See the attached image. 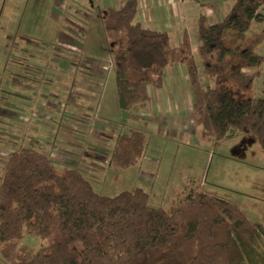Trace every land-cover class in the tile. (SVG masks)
I'll list each match as a JSON object with an SVG mask.
<instances>
[{"label":"trees","instance_id":"16d2710c","mask_svg":"<svg viewBox=\"0 0 264 264\" xmlns=\"http://www.w3.org/2000/svg\"><path fill=\"white\" fill-rule=\"evenodd\" d=\"M263 10L264 0H233L221 22L200 15L199 45L191 52L186 42L172 49L168 33L143 27L137 0L101 9L121 109L128 113L151 102L149 88H161L167 66L182 63L200 139L244 136L264 152V81L261 96L252 95L263 74L257 49L264 29L247 41L264 21ZM147 148L143 130L119 133L109 165L137 166ZM27 236L44 244L36 251L20 248L13 264H264V225L212 190L190 188L168 208L152 206L141 187L106 196L81 170L59 167L50 155L23 145L3 164L0 244Z\"/></svg>","mask_w":264,"mask_h":264},{"label":"rangeland","instance_id":"374dc122","mask_svg":"<svg viewBox=\"0 0 264 264\" xmlns=\"http://www.w3.org/2000/svg\"><path fill=\"white\" fill-rule=\"evenodd\" d=\"M93 5L0 0V179L9 154L24 145L50 155L59 167L81 170L102 195L141 187L152 206L168 208L200 186L264 225V152L258 142L244 136L201 140L193 121L154 116L151 102L123 111L112 39ZM263 29L264 21L247 41ZM257 50L264 55V40ZM263 81L264 66L254 97L261 96ZM131 129L147 132L146 156L137 166L116 170L109 165L114 139ZM42 244L35 236L0 244V264H13L22 247L36 251Z\"/></svg>","mask_w":264,"mask_h":264},{"label":"crops","instance_id":"0c3cea01","mask_svg":"<svg viewBox=\"0 0 264 264\" xmlns=\"http://www.w3.org/2000/svg\"><path fill=\"white\" fill-rule=\"evenodd\" d=\"M129 0H92V9L120 8ZM138 21L150 31L169 34L171 48L184 45L195 52L197 41V20L200 15L209 23L223 21L233 5V0H137ZM248 74L254 69H246ZM154 116L183 123L184 118L193 121L192 95L186 66L171 63L167 66L161 88H149ZM147 116L146 122H151ZM150 119V120H148ZM189 121V122H190ZM147 134V132H145ZM264 188V186H263Z\"/></svg>","mask_w":264,"mask_h":264}]
</instances>
